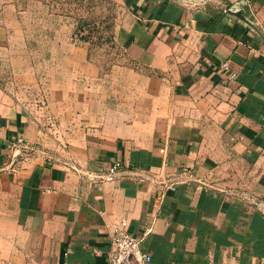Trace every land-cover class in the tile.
Listing matches in <instances>:
<instances>
[{"label": "crops", "instance_id": "1", "mask_svg": "<svg viewBox=\"0 0 264 264\" xmlns=\"http://www.w3.org/2000/svg\"><path fill=\"white\" fill-rule=\"evenodd\" d=\"M112 1L120 72L73 45L45 89L23 74L38 100L0 85V264H107L123 220L151 264H264V0Z\"/></svg>", "mask_w": 264, "mask_h": 264}, {"label": "rangeland", "instance_id": "2", "mask_svg": "<svg viewBox=\"0 0 264 264\" xmlns=\"http://www.w3.org/2000/svg\"><path fill=\"white\" fill-rule=\"evenodd\" d=\"M192 5L196 0H185ZM6 19L17 28L14 45L0 51V85L19 96L23 74L36 73L42 84L50 85L51 73L60 72L59 58L86 52L102 75H116L126 65L125 52L114 40L124 8L112 0H8ZM69 44V46L66 45ZM71 43V44H70ZM81 51H77V50ZM23 58V60H22ZM62 67V68H61ZM24 78V77H23ZM20 88V89H21ZM19 97L33 99L34 92ZM45 98V97H44Z\"/></svg>", "mask_w": 264, "mask_h": 264}, {"label": "built area", "instance_id": "3", "mask_svg": "<svg viewBox=\"0 0 264 264\" xmlns=\"http://www.w3.org/2000/svg\"><path fill=\"white\" fill-rule=\"evenodd\" d=\"M245 1V0H244ZM264 56V55H263ZM220 73L225 81H231L236 78V73L230 68L227 62L220 64ZM11 151V157L16 158L28 154L30 148L26 145L23 136H18L11 140L8 145ZM131 173L120 161L113 162L107 169L105 176L97 177L100 181H110L121 174ZM171 184H166L167 189H172ZM151 228H147L143 236L150 233ZM111 247L107 264H151L152 256L149 252L140 250L141 239L134 237L126 221L118 222L110 234Z\"/></svg>", "mask_w": 264, "mask_h": 264}, {"label": "water", "instance_id": "4", "mask_svg": "<svg viewBox=\"0 0 264 264\" xmlns=\"http://www.w3.org/2000/svg\"><path fill=\"white\" fill-rule=\"evenodd\" d=\"M239 12H240V11H239ZM230 13H231V10H228V11H227V14H230ZM237 15L240 16V14H238V13H237Z\"/></svg>", "mask_w": 264, "mask_h": 264}]
</instances>
